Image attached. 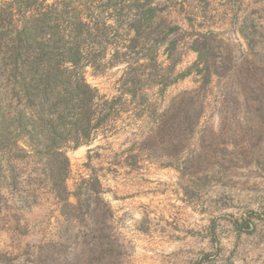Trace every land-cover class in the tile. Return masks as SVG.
<instances>
[{"label": "rangeland", "instance_id": "374dc122", "mask_svg": "<svg viewBox=\"0 0 264 264\" xmlns=\"http://www.w3.org/2000/svg\"><path fill=\"white\" fill-rule=\"evenodd\" d=\"M65 1L115 24L85 75L116 117L67 150L70 204L0 178V264H264V0Z\"/></svg>", "mask_w": 264, "mask_h": 264}, {"label": "trees", "instance_id": "16d2710c", "mask_svg": "<svg viewBox=\"0 0 264 264\" xmlns=\"http://www.w3.org/2000/svg\"><path fill=\"white\" fill-rule=\"evenodd\" d=\"M32 2L37 0H16L11 9L6 1L0 5V178L11 172L18 180L23 176L17 166L36 162L55 197L70 204L67 150L90 142L115 121L118 97L93 87L85 68L104 58L113 43L108 39L111 33L117 37V31L110 18L89 17L84 6L70 8L65 0H56L35 9ZM198 36L192 48L202 56L207 44L200 38L207 36ZM113 46L112 56L119 57V46ZM168 51L174 72L178 61ZM187 73L158 80L160 90ZM128 79L136 83L132 76Z\"/></svg>", "mask_w": 264, "mask_h": 264}]
</instances>
